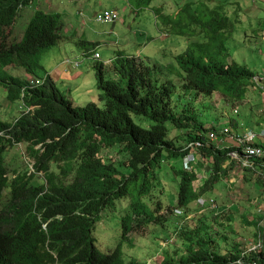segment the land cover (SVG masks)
<instances>
[{
    "label": "trees",
    "instance_id": "obj_1",
    "mask_svg": "<svg viewBox=\"0 0 264 264\" xmlns=\"http://www.w3.org/2000/svg\"><path fill=\"white\" fill-rule=\"evenodd\" d=\"M154 1L135 3L146 7ZM35 2L39 0H0V37ZM162 2L157 3L160 9ZM190 4L174 13L189 15L194 26L188 32L179 31L194 39L176 57L179 83L170 77L160 80L152 69L143 70L138 58L122 51L112 61L117 77L107 78L104 65L95 64L101 93L98 101L84 106L75 107L48 73L43 85L27 87L23 97L27 82L8 71L17 67L43 77L39 74L43 51L66 38L60 14L36 10L21 41L0 43V90L7 92L3 98L12 105L37 107L33 114L19 112L13 122L0 119V264H142L136 258L126 260L123 253L127 235L141 227L134 219L147 216L148 221L161 223L167 213L174 215L170 220L179 230L184 223L195 221L194 231L191 237L186 231L187 244L182 241L177 254L176 248L171 254L179 231L169 234L164 229L169 257L153 264H240L239 260L241 264H264V228L258 224L256 239L261 247L257 251L247 252L236 238L225 240L223 223L234 230L236 226L229 224L237 225L238 219L235 212L230 213L233 204H228L224 194L219 196L221 204L214 199L225 181L230 193L244 190L251 202L253 188H264V159L240 175L247 186L231 189L229 176L240 163L230 153L238 148L208 146V133L215 127L202 120L207 109L240 111L255 90V72L236 61L229 46L244 12L238 2L213 8L198 3L192 12ZM167 13L173 12L164 11L163 17ZM170 22L189 26L182 19ZM88 44L94 43L82 41L84 49H96ZM172 130L178 132L177 145L170 138ZM198 141L205 145L191 147ZM20 143L37 173L7 166L5 155ZM179 159L183 166L176 170L173 162ZM163 167L173 170L176 196L171 190L166 195L165 184L158 194V174ZM248 172L250 178L244 176ZM143 198L151 202L146 205ZM244 206L242 202L239 208L252 212ZM117 207L122 215L120 241L102 251L96 237L98 224L108 210ZM212 215L218 216L217 226L205 222Z\"/></svg>",
    "mask_w": 264,
    "mask_h": 264
},
{
    "label": "rangeland",
    "instance_id": "obj_2",
    "mask_svg": "<svg viewBox=\"0 0 264 264\" xmlns=\"http://www.w3.org/2000/svg\"><path fill=\"white\" fill-rule=\"evenodd\" d=\"M159 1L160 3L161 1L164 2H162L164 4L162 9L157 5ZM245 1L246 3L244 5L248 8L242 10L244 15L241 21H237L236 23L235 35L229 41V46L232 57L240 64H246L250 70L255 72V75H258L264 70V16L256 18L251 13L253 1ZM188 2L192 5L190 12L196 9L194 7L198 3L204 4V7L210 6L211 8L227 4V2H238L242 4L239 0H155L153 3L143 7L141 5L138 6L135 0H39V2L29 5L28 7L30 8H24V15L17 19L13 36L10 37V40L14 37H21L26 24L35 12V7L42 12L47 11L60 14L61 21H63L62 28L65 31H70L71 28V32L66 34L67 38L43 51L40 57L42 68L39 70V74H42L40 76L44 77L46 73L52 74L57 80L59 89L65 92L73 105L75 107L84 106L90 101H98L99 94L101 93L97 85V76L94 70L95 64L102 63L104 65L105 76L107 78L117 77L111 63L112 59L122 52L120 50L125 51L129 57L139 58L136 61L137 63L140 62L139 64L142 69H152L154 75L160 76V80L164 79L163 77H170L179 83V77L176 74L179 70L176 57L186 51L188 44L194 40L188 36L180 35L179 31L185 29L188 32L194 29V26L190 24L189 15L182 13L181 17H179L177 14L174 15V13H177L179 8H184ZM32 6L34 7L32 8ZM106 9L115 10L118 15V20L114 23L101 21L100 17H102ZM164 11L173 13H167V18H165L162 15ZM236 14L240 13L238 12ZM180 19L189 26L184 27L183 24H172L170 22L179 21ZM75 29L77 30V34H75ZM78 32L81 34H78ZM84 40L94 43L88 44V47L96 48L93 53H100L102 55L100 60L96 61L91 57H87L86 53L89 51L83 48L82 41ZM108 52L112 55L107 56ZM111 56L113 58L107 60ZM66 60L79 62L80 66L78 68L74 66L68 68L63 67L62 63ZM14 69L11 68L9 71L13 72ZM3 91L4 88H1L0 119L13 122L19 116L18 105L10 108L6 100L2 97ZM252 93V99L249 98V103L241 107L238 113L232 110H228L225 113H222L221 110L217 112L213 109L203 111L204 116L202 120L205 124L211 121L209 124L215 127V130L212 131H215L218 136L212 140L207 136L208 146L214 145L218 147L224 145L226 142L225 139L228 138L235 142V147L240 151L241 146L236 138L237 135L243 136L247 130H253L256 133L261 131L260 123L262 124L264 122V93L260 88H255ZM252 101L258 102L254 103V106L259 108V112L255 113L257 118L252 114ZM259 117L261 120L258 125ZM227 128L232 130V133L224 135V130ZM177 135L178 132L172 130L170 138H173L174 144L176 145L179 144L176 138ZM256 141L263 143L264 140L257 138ZM7 153L5 159L10 169L24 170L27 168L28 163L21 149L16 148L12 153L10 151ZM173 163L176 170H178V167L181 168L183 166L182 159ZM207 170L208 167H206L205 172ZM240 172L241 168L237 167V171L232 176H229L230 182L233 185H231V189L235 186L238 188H241L243 185L247 186L245 182L239 180L241 179V174H238ZM250 175L252 176V173L248 172L244 176L250 178ZM158 176L159 180H161V183H157L156 186L158 194L165 184L166 190L169 192L166 195H170V190L174 195L176 191L173 189V170L163 167L162 170H159ZM224 183L226 182L224 181L220 184L221 186L217 191L218 195H215L216 197L214 199L221 204L222 201L219 196L220 193L221 196L224 194L226 199H228V204H233L230 213L232 214V211L235 212L238 219L237 221L235 220L237 225L233 223L229 224V226H236L234 230L223 223L224 239L236 238L242 247H248L250 243L256 241L258 224L264 228V188L259 189L256 187L253 188L254 190L251 189L253 190L250 194L251 202H248L245 198L244 190L240 191L243 195L242 198L239 191L236 194L230 193L227 190L228 186ZM234 195H238L241 199ZM143 202L147 205L151 201L143 198ZM165 202L168 203L167 200ZM242 202L245 203L244 207L253 209L251 213L239 208ZM172 204L174 203L172 202ZM260 210L262 211L259 212ZM199 211L201 210H195L197 213ZM190 212L193 211L191 210ZM197 213L196 215H198ZM106 214L105 217L101 218L96 232L98 246L102 251H106L110 247L113 248L120 241L122 233V215L120 208L117 207L114 210H108ZM242 215L245 216V219H242ZM164 217L161 223L148 221L147 216L135 217L134 221L141 223V227L133 231V233L128 234L126 237L128 240L126 239L127 241L123 243V253L126 260L136 258L142 264H147V262L153 264L155 261H162L164 256L169 257L167 247H165L166 243L164 242V240H167L168 235L165 234L164 229L170 230V232L167 231L169 234H174L175 231H179L175 242L177 245H172L171 254L175 248L177 250L174 253L177 254L176 251H179L182 247V241L184 246L187 244L185 232L188 231V236H192L191 233L194 231L193 225L195 221L192 223H184L182 230H179V227L170 220L174 218L172 213H167ZM249 217L254 218V220L252 221ZM217 218L218 216L212 215L205 222L212 226H217L214 223ZM219 230L222 231L221 226H219ZM226 231L229 232L226 233ZM215 247L221 249L220 245H216Z\"/></svg>",
    "mask_w": 264,
    "mask_h": 264
},
{
    "label": "built area",
    "instance_id": "obj_3",
    "mask_svg": "<svg viewBox=\"0 0 264 264\" xmlns=\"http://www.w3.org/2000/svg\"><path fill=\"white\" fill-rule=\"evenodd\" d=\"M100 20L103 22H106V23H114L115 21L118 20L117 12L115 10L107 9L104 11L102 17H100ZM94 57L99 58L100 55L97 53V54H95ZM74 65H75V67L79 66L78 63H75ZM254 82L257 85V87L260 88L264 92V71L261 74L254 77ZM29 111L30 110L28 109L27 112H29ZM234 112L238 113V109H235ZM231 133H232V130H229L228 128L224 130V135H229ZM217 137L218 136L215 133V131H211L208 134V138L210 140L216 139ZM236 138L240 143L241 149H240V151H232L230 153V156H231V159H236L237 161H239V163H240L239 167L241 168V170H244L247 168L252 169L255 166V161L264 159V146H263V144H260L256 141L257 138L264 140V128H262L259 133H256L253 130H247L244 132L243 136L237 135ZM192 144H195V145H193L191 147H203L205 145V142L198 141V142L192 143ZM229 164H230V161L226 163V166H228ZM185 167L186 168L189 167L188 160H186V162H185ZM200 202L202 203L203 200H201ZM203 204H204V202H203ZM177 212H180V211H177ZM260 246H261V241L258 240L257 243L252 244L249 247L247 252L257 251ZM245 254L246 253H244V255ZM238 263L241 264L242 261L239 260ZM252 264H259V263L254 262Z\"/></svg>",
    "mask_w": 264,
    "mask_h": 264
},
{
    "label": "clouds",
    "instance_id": "obj_4",
    "mask_svg": "<svg viewBox=\"0 0 264 264\" xmlns=\"http://www.w3.org/2000/svg\"><path fill=\"white\" fill-rule=\"evenodd\" d=\"M34 6H32V8H33ZM28 8H30V7H28ZM26 9H27V7H26ZM35 9V11L36 10H39V9H36V8H34ZM24 10V9H23ZM107 10V9H106ZM35 13V12H34ZM34 15V14H33ZM32 15V16H33ZM19 18V17H18ZM17 18V19H18ZM32 18V17H31ZM31 20V19H30ZM30 20L28 21V23L30 22ZM16 23H17V20H16ZM16 23L13 25V27H11V28H8V27H5V29H4V32H3V34H2V36L0 37V39H1V41H0V43H2L3 45L6 43V42H14V41H16V42H19V41H21V39H22V37H23V35H24V30H25V28H26V26H25V28H24V30H23V33H22V35H21V37H19V38H16V37H14L12 40H10V37L11 36H13V30H14V26L16 25ZM27 25V24H26ZM163 35V34H162ZM3 45L0 47V49L3 47ZM94 51V50H93ZM93 51H89L86 55H87V57H91L93 60H100L101 59V54L100 53H98L99 55H100V57L99 58H95L94 56H95V54H97V53H93ZM112 61H113V59H112ZM99 62V61H98ZM75 63H78L79 64V66H80V63L79 62H72V61H70V60H66V61H64L63 63H62V65L64 66V67H66V68H68V67H71V66H74L75 67ZM111 65H112V63H111ZM78 66V67H79ZM77 67V68H78ZM11 68H15L14 69V71L13 72H10L9 70V72H10V74H14V73H16L17 75L16 76H18V77H22L24 80H25V82H27V85H26V87L25 88H23V97H24V95H26L27 94V92H26V88L27 87H31V88H34V87H40L41 85H43L44 83H45V80L47 79V74H45V77L43 76V77H35V76H33V75H29V74H27L23 69H20V68H17V67H11ZM11 68H8V69H11ZM263 72V71H262ZM48 74H50V73H48ZM52 77H53V75L52 74H50ZM259 75V74H258ZM255 76H257V75H255ZM254 76V77H255ZM54 78V77H53ZM57 81V80H56ZM253 82H254V79H253ZM255 83V82H254ZM255 86H256V84H255ZM257 88V87H256ZM257 89H259V88H257ZM262 91V90H261ZM30 93V92H29ZM264 93V92H263ZM4 95H7V92H6V90L4 89V91L2 92V97L4 96ZM8 105H9V107L11 108V107H14V104L12 105L11 103H7ZM37 107H33V106H28L26 103H19L18 104V110H19V112L21 113V115H28V114H33V111L36 109ZM30 110L29 112H27V110ZM262 128H264V126L262 127ZM263 145H264V141H263V143H262ZM17 149H21L22 150V154H23V156H24V158H25V160L27 161V163H28V165H27V168L29 169V174H31V173H37L36 172V169H35V166H34V162L29 158V156H28V153H27V150H26V147L24 146V145H22L21 143L19 144V147L17 148ZM13 152V150H11L10 151V153H12ZM9 153V154H10ZM245 170V169H244ZM244 170H241V172L240 173H238V174H242L243 172H245ZM237 174V175H238ZM39 176H42L43 174L42 173H39L38 174ZM201 201V200H200ZM259 212H261V210L259 211ZM258 240L259 239H256V241L254 242V243H250L249 244V246L247 247V250L249 249V247L252 245V244H255V243H257L258 242Z\"/></svg>",
    "mask_w": 264,
    "mask_h": 264
},
{
    "label": "crops",
    "instance_id": "obj_5",
    "mask_svg": "<svg viewBox=\"0 0 264 264\" xmlns=\"http://www.w3.org/2000/svg\"><path fill=\"white\" fill-rule=\"evenodd\" d=\"M239 1H241L242 2V4H240V6H241V9H247L248 7H246L245 5H244V3H246V1L245 0H239ZM253 2H252V4H253V7H252V10H251V13L253 14V15H255L256 16V18H259V17H262V16H264V0H252ZM258 6H256V5ZM159 7H162V6H159ZM70 33L71 32V28H70V31H65L64 29H63V34L65 35V37L67 38V33ZM75 34H77V30L75 29ZM78 34H81L80 32H78ZM120 51H123V50H120ZM124 53H125V51H123ZM84 53V52H83ZM86 53V52H85ZM87 54V53H86ZM126 54V53H125ZM108 55H112L110 52H108V54H107V56ZM101 58H102V55H101ZM113 58V56H111L110 58H108L107 60H111ZM137 58V57H136ZM139 59V58H138ZM141 60V59H140ZM143 60V59H142ZM64 67V66H63ZM264 71V70H263ZM262 73V72H261ZM257 87V85L255 86V88ZM258 88V87H257ZM256 88V89H257ZM253 90H251V92H250V96H249V98H251L252 99V96H253ZM264 95V94H263ZM255 98H257L256 96H255ZM250 100V99H249ZM254 103H258V102H253L252 101V103H251V110H252V114H253V116L254 117H256L257 118V115L255 114V113H258L259 112V108L258 107H255L254 106ZM259 121H258V125H259V123H260V120H261V118L259 117V119H258ZM260 125H261V128L260 129H262V127L264 126V122L261 124L260 123ZM225 144L224 145H227V146H229V145H235V142L232 140V139H228V138H226L225 139Z\"/></svg>",
    "mask_w": 264,
    "mask_h": 264
},
{
    "label": "bare ground",
    "instance_id": "obj_6",
    "mask_svg": "<svg viewBox=\"0 0 264 264\" xmlns=\"http://www.w3.org/2000/svg\"><path fill=\"white\" fill-rule=\"evenodd\" d=\"M260 144H262V143H260ZM233 147V146H232ZM261 161V160H260ZM256 163H257V161H256ZM200 200V199H199ZM199 202V201H198ZM204 208V207H203ZM218 208V207H217ZM261 247V246H260Z\"/></svg>",
    "mask_w": 264,
    "mask_h": 264
}]
</instances>
